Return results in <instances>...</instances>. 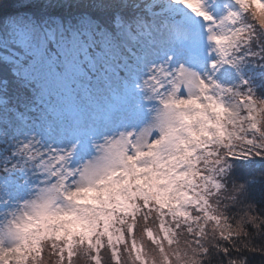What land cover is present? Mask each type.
I'll return each instance as SVG.
<instances>
[{"label": "snow or ice", "instance_id": "snow-or-ice-1", "mask_svg": "<svg viewBox=\"0 0 264 264\" xmlns=\"http://www.w3.org/2000/svg\"><path fill=\"white\" fill-rule=\"evenodd\" d=\"M0 72V264H264V0H0Z\"/></svg>", "mask_w": 264, "mask_h": 264}, {"label": "trees", "instance_id": "trees-1", "mask_svg": "<svg viewBox=\"0 0 264 264\" xmlns=\"http://www.w3.org/2000/svg\"><path fill=\"white\" fill-rule=\"evenodd\" d=\"M3 3H4V6L8 8L11 6L12 0H3ZM0 74H2V72H0ZM136 232H137V236L140 237L141 229L137 228ZM43 258H44L43 264H54V260L56 259L55 257L49 256L46 250L43 253ZM101 261H102V264H113V261L111 259V253L105 252L104 250H102ZM120 261H121V264H132V260L129 259L127 253H123V252L121 253ZM73 264H91V261H89L86 257L81 256V257H75L73 259Z\"/></svg>", "mask_w": 264, "mask_h": 264}, {"label": "rangeland", "instance_id": "rangeland-1", "mask_svg": "<svg viewBox=\"0 0 264 264\" xmlns=\"http://www.w3.org/2000/svg\"><path fill=\"white\" fill-rule=\"evenodd\" d=\"M137 239L140 240L141 239V236L140 237L137 236ZM143 240H144L145 247L148 248V246L150 245V241H148L146 237H144ZM46 251H47V249H46Z\"/></svg>", "mask_w": 264, "mask_h": 264}]
</instances>
